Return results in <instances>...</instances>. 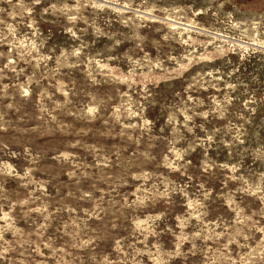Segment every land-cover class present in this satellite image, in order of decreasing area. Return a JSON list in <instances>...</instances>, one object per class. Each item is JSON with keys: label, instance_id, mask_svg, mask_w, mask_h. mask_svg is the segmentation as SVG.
Returning a JSON list of instances; mask_svg holds the SVG:
<instances>
[{"label": "rangeland", "instance_id": "1", "mask_svg": "<svg viewBox=\"0 0 264 264\" xmlns=\"http://www.w3.org/2000/svg\"><path fill=\"white\" fill-rule=\"evenodd\" d=\"M0 264H264V0H0Z\"/></svg>", "mask_w": 264, "mask_h": 264}]
</instances>
